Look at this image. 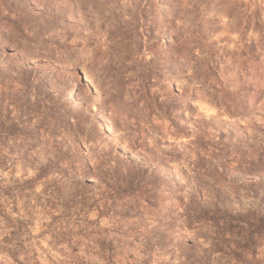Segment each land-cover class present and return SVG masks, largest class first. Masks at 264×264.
<instances>
[{"label": "rangeland", "instance_id": "374dc122", "mask_svg": "<svg viewBox=\"0 0 264 264\" xmlns=\"http://www.w3.org/2000/svg\"><path fill=\"white\" fill-rule=\"evenodd\" d=\"M0 264H264V0H0Z\"/></svg>", "mask_w": 264, "mask_h": 264}]
</instances>
